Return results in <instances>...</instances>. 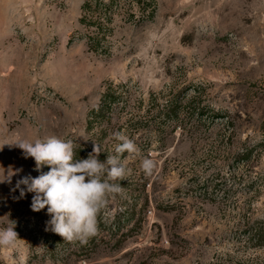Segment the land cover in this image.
Instances as JSON below:
<instances>
[{"label": "rangeland", "instance_id": "obj_1", "mask_svg": "<svg viewBox=\"0 0 264 264\" xmlns=\"http://www.w3.org/2000/svg\"><path fill=\"white\" fill-rule=\"evenodd\" d=\"M85 2L0 0V174L22 170L0 183V228L22 230L0 264H264L243 233L264 214V0H156L144 23L116 18L107 56L82 40ZM111 84L127 85L128 105L103 139L88 120ZM118 131L139 154L121 156L129 174L97 234L81 243L46 231L47 208L13 191L39 176L35 161L7 143L56 136L113 149Z\"/></svg>", "mask_w": 264, "mask_h": 264}, {"label": "clouds", "instance_id": "obj_2", "mask_svg": "<svg viewBox=\"0 0 264 264\" xmlns=\"http://www.w3.org/2000/svg\"><path fill=\"white\" fill-rule=\"evenodd\" d=\"M113 139L117 142L114 145L116 154H109L105 162L98 159L102 149L94 141L92 152L87 159L81 160L74 159L75 143L71 139L50 136L34 141L17 139L7 143L20 148L24 158H33L36 171L44 166L49 167V171L42 172L38 177L28 175L20 178L13 189H19L20 198L25 196L26 191L34 193L31 202L33 211L47 208L51 218L46 222V231H52L64 241L81 243H87L88 238L97 234L101 211L106 208L110 197L123 191L116 181L125 180L129 174L121 156L124 153L130 156L139 154L134 140L124 133H113ZM141 168L146 175H151L155 162L144 158ZM20 171L9 169L7 175L3 172L0 174V183L11 184L12 177ZM15 227V222L9 220L6 227L0 228V247L16 246L18 233Z\"/></svg>", "mask_w": 264, "mask_h": 264}, {"label": "trees", "instance_id": "obj_3", "mask_svg": "<svg viewBox=\"0 0 264 264\" xmlns=\"http://www.w3.org/2000/svg\"><path fill=\"white\" fill-rule=\"evenodd\" d=\"M83 16L80 20L84 28V35L82 40L85 41L89 51L97 54L107 56L112 54L113 44L111 42L114 35L113 23L117 17H122L125 22H133L136 24L144 23L153 18L156 12V0H86L82 8ZM127 85L119 87L111 84L109 88L102 94L100 106L92 110L89 114L88 128L89 131L101 129V134L105 137L110 136L108 129L103 127L106 122H109L114 117V112L120 106L128 105L126 100V93L124 92ZM123 110L124 108H120ZM135 120L132 114L129 123ZM98 159L105 162L109 154L115 155L114 148H102ZM93 150L92 144H76L74 159H87L88 154ZM49 171V167L44 166L38 174ZM19 213V218H26L32 215L25 212L23 208ZM249 213V211H248ZM15 221V220H14ZM15 231L18 233V238L22 236L20 221L15 222ZM244 235L247 236L245 242L246 247L264 248V214L263 217L254 219L253 214L250 215L245 222ZM49 236L48 239H51ZM58 238V236H53ZM56 238V239H57ZM61 238H59L60 240Z\"/></svg>", "mask_w": 264, "mask_h": 264}]
</instances>
